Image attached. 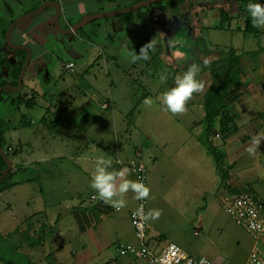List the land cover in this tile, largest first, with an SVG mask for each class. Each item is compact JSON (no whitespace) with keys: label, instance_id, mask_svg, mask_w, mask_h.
<instances>
[{"label":"crops","instance_id":"crops-1","mask_svg":"<svg viewBox=\"0 0 264 264\" xmlns=\"http://www.w3.org/2000/svg\"><path fill=\"white\" fill-rule=\"evenodd\" d=\"M67 1L59 0L63 11ZM217 1L212 0V3H209L205 0L194 3L192 10H198L199 17L193 14L192 19L189 20L192 38L188 44H203L202 39L199 38L202 29L214 28L215 32L220 33L238 30L243 33L235 43L236 46H232L227 50L228 52L217 53L219 58L235 57L234 69L240 76L238 84H231L226 88L224 97L226 105L224 112L231 117L229 125L231 128L236 127L233 132L227 134L222 132L221 117L217 118L210 135L207 136L204 131L203 104L205 94L211 85L210 64L219 59H214L213 55L209 58L212 62L205 64L207 58L200 62L197 78L203 82L204 87L202 91L193 93L186 103L184 112L172 114L159 105L156 98L174 86L175 76L188 68L185 65H177L173 52L165 51L168 28L163 24H156L160 30L153 25L150 27L155 46L165 50L161 51L157 58L150 55L149 60H153V64L148 66L145 63L141 68L133 66L132 74L130 70L127 71L125 74L129 76L128 85L117 87L109 83L107 88L111 91L109 95L104 93L97 95L94 92L90 93L91 98L87 97L89 99L87 100L86 93L77 86L78 84L74 87H65L60 92L49 85L50 73L44 63L26 76L29 66L27 67L21 89L26 93H23L24 97L22 96L23 98L13 107L21 114L23 109L32 110L37 106H44L47 116L41 123L47 128L48 134L40 139L41 145L37 146L35 140L33 143L28 140L24 133L27 128L23 127H32L33 119L30 120L23 114L22 126L18 127L12 123L18 119L13 116L15 112L6 113L0 119L6 143L11 140L12 132H18L22 128L17 135L14 157L8 158L13 176L22 178L32 173V170L37 174L32 182H21L0 191V233L3 232L2 235L7 238L13 233L18 236L17 239L9 238L6 242L15 244L11 252L17 258L11 260L3 256L0 264H124L123 259L129 256L120 255L118 245L137 244L129 212V209L136 205L137 199L135 193L130 190L123 197L127 202L126 206L118 211L97 198L95 190L90 187V173L94 169L97 155H104L112 160L110 171L127 166L130 169L127 178L131 180H136L135 165L142 162L148 169L146 162L148 160L153 164L176 166L192 175L205 171L210 187L216 189L219 183L217 173L219 168L203 143L209 141L222 153L221 161L228 164L230 171L226 181L224 177L221 178L216 194L222 199L226 193L248 191L264 202V32L257 36L245 34L243 16L236 20L227 15L224 28L221 29L220 10L223 8L211 7ZM119 9V7L111 8L106 11ZM178 11L180 14L177 18L181 16L184 18L183 15L187 16L189 13V11L182 12L181 9ZM17 14L11 18L12 22L19 17L20 14ZM21 15H25V12ZM67 17L70 18L69 14ZM79 17L81 16H78L77 20ZM1 18L0 28L12 25L9 21L8 25L5 24L1 16L0 21ZM177 18L173 17V20ZM74 19L70 18L72 20L70 22L75 23ZM187 19L190 18H185L183 21L189 22ZM212 20L214 22L210 24ZM195 21L197 26L193 25ZM261 29L263 30L264 27ZM248 36L253 37L259 45L256 51L241 46L247 40L255 42ZM22 45L32 51L35 43L29 41V44ZM200 52L194 50L193 55L198 56ZM99 53L103 54V52ZM79 55L77 59L82 58V55ZM139 71L142 73L140 74ZM161 74L169 78L166 80L159 78V84H155V79ZM142 81L147 83L146 90L144 89L145 95L140 93ZM153 86L155 89L152 92ZM134 88L137 93L132 92ZM149 96L155 101L152 106L143 104L144 98ZM58 98L60 105L55 104ZM107 102L110 104L109 108L102 109L100 106ZM119 105H122L123 109ZM97 107L100 108L99 111H95ZM50 117L54 120H50ZM144 120L147 124L143 126ZM47 138L50 142L46 140ZM254 138L259 141L256 145H253ZM7 147L11 149L14 146L8 144ZM252 147L254 151L249 152L248 149ZM45 165L48 169H45ZM168 168L173 169V167ZM61 170L68 171L70 177L63 178L62 185L58 184L57 189L49 188L47 192L44 190L34 192L37 180L42 179L37 177L40 176L41 171L56 178L60 177L59 174L64 176V171ZM5 185L3 183L0 187L4 188ZM26 186H30L32 192L41 198L39 201L41 206L36 211L27 213L26 210L30 209V201L23 203L27 206L21 209L19 200H16L20 198V190ZM69 188L73 190L68 191ZM211 188L210 191H213ZM11 193L12 198L9 197ZM13 206L20 208L17 207L15 211ZM59 208L66 210V213L63 215L61 212H56L55 209ZM159 237L161 234L151 237V241H155L156 246L159 245ZM108 253H113L111 258Z\"/></svg>","mask_w":264,"mask_h":264},{"label":"rangeland","instance_id":"rangeland-1","mask_svg":"<svg viewBox=\"0 0 264 264\" xmlns=\"http://www.w3.org/2000/svg\"><path fill=\"white\" fill-rule=\"evenodd\" d=\"M47 1L48 0H0V16L5 20V24H7L8 21L9 24H11V18L14 15L16 16L18 11L19 13L17 15H21L23 12H25V14L31 13L44 5ZM138 1L139 0H68L66 6H64V10L66 11L62 13L64 22L62 21L63 24L62 22H60V24L63 28L68 29L74 24L70 22L72 21L70 18H75L74 21L77 23L83 16L89 15L88 13L93 15L108 12L106 10L118 7L124 9L133 6ZM179 1L180 0H162L130 13L98 19L89 22V24L81 28L77 33L71 35H63L56 30L53 21L55 10L50 7L51 10L49 8L43 13L27 18L18 24L15 31H13L12 41L14 44L19 45L23 43L29 44V41L35 43L34 46L31 45L33 48L31 53L33 55H31V61L26 76L29 75L31 71L36 70L38 65L44 63L47 71L50 73L51 81L49 85L61 92L65 87H74L78 84L77 86L86 93V99L89 100L87 97L91 98L90 93L96 92L97 95H100V93L109 95L111 92L107 89L109 83H113V86L117 87L128 85L129 76L125 73L130 70L132 74L133 66H138L140 68L143 65L145 66L146 61L144 60L132 62L129 50H134L136 52L138 47L140 49L148 43L147 40L153 39L151 25L156 27V24H163L168 28L167 50L155 45L153 50L155 52L158 50H165L167 53L168 51L173 52V57L177 65H185L186 67H189L192 63L199 65L204 58H207L205 59L207 63L212 62L209 60L211 55H213L214 59L219 58L217 53L222 54L221 52H228L227 50H230L232 46H236L235 43L243 36V33L238 30H230L229 32L223 31L220 33L215 32L216 30L214 28L202 29L201 37L199 38L202 39L203 44H188L192 38V28L190 27L191 24L189 20L192 19L193 14L199 17L198 10H192L194 7L191 6V0H182V4H180ZM197 1L205 2V0ZM207 1L212 3V0ZM262 1L264 2V0ZM214 3L215 6L212 4L211 7L216 9L221 6L226 10L224 12H226L228 16L234 17L236 20L240 19L243 15L241 8L243 0H218ZM176 5H179V8L182 6V12L188 10V15H183L184 18H182V16L177 18L180 12L175 8ZM167 10L171 11L168 13ZM68 14L70 18L67 17ZM47 16L49 18H47ZM78 16L81 17L77 20ZM173 17L177 18V20H173ZM185 18H190L187 19L189 22L183 21ZM149 21H151L152 24H150ZM1 22L2 18L0 23ZM213 22L212 20L210 24ZM196 23L197 21H195L193 25L197 26ZM156 28L160 30L159 27ZM263 32L264 29L262 30V33ZM248 37L251 38V36ZM251 39L254 40L253 37ZM241 46L250 47L254 51L259 47L256 41L251 42V40L249 42L247 40L246 43ZM200 47L203 51L200 50ZM68 49H73L78 54H81L82 58L73 59L69 55ZM194 50L196 52H201L196 56L193 55ZM13 52L14 49L8 46L3 29L0 28V87H2L3 83L9 84L15 80L13 69L16 70L18 68L22 55L16 56V62L13 63L11 61ZM99 52H103V54ZM181 53H183V55H181ZM70 61L75 64V67L73 70H66L65 66ZM162 75L163 74H161L158 79H155V84H159L161 80H159V78ZM167 78H169V76H167ZM141 84L140 86L142 88L140 89L139 87L140 93H144L145 95L144 89L146 90L147 83L142 81ZM154 89L155 87L153 86L152 92ZM24 92L26 93V91L22 90L18 92L9 89H5L2 92L0 119L4 117L3 115L6 113L13 114L15 112L13 116L18 119L14 120L12 123L14 125L16 124L17 127L22 126L21 116L23 117V114H25L28 119H33L34 125L32 127L23 126L24 129L27 128L24 133L31 143L35 140L37 146H40V139L45 138L48 134L47 128L41 123L43 118L47 116L45 112L46 108L44 106H37L32 110L23 109L21 114L17 113L14 107L16 102L24 97ZM132 92L137 93L136 88L132 89ZM59 101L58 98L55 104L60 105ZM78 103L80 104V102ZM76 105L78 104L76 103ZM122 105H119V107ZM95 109V111H99L100 108L97 107ZM121 109H123V107H121ZM121 109L120 111H123ZM50 118V120H54L52 117ZM146 124L144 120L143 126ZM21 130L22 128H20L18 132H12L11 140L9 143H5V153L7 152L12 158L16 152L15 145L17 143V135ZM46 140L50 142L49 138ZM51 141H53V139H51ZM8 144L14 147L9 149L10 147H7ZM146 162L148 166L147 175L150 188L146 213L150 209H159L161 211V215L158 219L147 220L148 246L150 249L159 254L168 243L172 242L178 244L193 258L206 257L215 261L217 264H246L255 240L245 229L238 226L225 212L222 199L216 194V190L217 188L219 189L221 184V178L224 177L226 181L227 174L230 173L227 167L228 164L223 161H220L218 165L216 164L219 168L217 172L219 183L216 189H212L207 181L206 174L204 173L205 171H201L198 175H192L189 172L178 169L176 166L153 164V162L148 160H146ZM72 164L73 163H71V165ZM168 167H173V169H169ZM46 168L48 169L47 165H45V169ZM73 169L75 170L76 168ZM36 175L37 174H34L32 170V173L27 174L25 178L35 179ZM59 175L60 177L57 176L54 178L41 171L40 176L37 177L42 179L37 180L34 192L40 190L47 192L49 188L57 189L58 184L62 185L61 180L63 178H70L68 171H64V176L61 174ZM210 175L213 177L211 173ZM19 178H17L16 181L19 180ZM210 188L213 191H210ZM31 189L30 186H26V188L20 190V198L16 199L19 200L18 202L21 209L27 206L23 203L27 202V200L30 201V209L26 210V213L28 211H36L38 207L41 206L39 205L40 196L32 192L33 190ZM72 190L73 189L70 188L68 189V191ZM9 197L12 198V193L9 194ZM31 200L34 201L31 202ZM18 202L16 201V203ZM17 207L19 206H13L12 208L16 211V209H18ZM55 211L61 212L63 215L66 213V210L62 208L55 209ZM16 224H18V222H16ZM2 234L4 233L2 232ZM2 234L0 233V258L3 256L11 260L17 258L16 256L14 257L12 255L13 252H11L15 244L11 242L6 243L9 238L17 239V234L13 233V235L8 238ZM159 234H161V237L158 239L159 245L156 246L155 241H151V237L158 236ZM260 245L264 249V240L260 242ZM112 254L113 253H108L109 258H111ZM123 262L124 264H148L145 260L143 261V259L134 257L125 258Z\"/></svg>","mask_w":264,"mask_h":264},{"label":"clouds","instance_id":"clouds-1","mask_svg":"<svg viewBox=\"0 0 264 264\" xmlns=\"http://www.w3.org/2000/svg\"><path fill=\"white\" fill-rule=\"evenodd\" d=\"M247 11L252 18L254 27H264V4L260 0H249ZM155 40L142 46L137 54L134 50L130 51L132 62L137 60L147 61L150 59V52L154 49ZM183 55V53H181ZM207 64V61H205ZM200 66L192 63L185 71L175 76L174 86L162 92L156 99L163 110L172 114H179L186 110V103L191 99L193 93L202 91L204 85L199 80L198 73ZM161 80H166L167 76L162 75ZM152 97H145L143 104L152 106L154 104ZM257 139H253V145L258 144ZM249 152L254 151V147L248 149ZM112 168V160L104 155L95 157L94 169L91 171L90 187L95 190L99 200L106 204H110L113 208L120 210L126 206L124 194L130 190L135 193V199L145 200L150 195V188L141 180H131L127 178L130 169L125 166L119 170H109ZM161 215L159 209H150L144 212L143 204L133 213L134 217L139 218V222L149 219L156 220ZM200 264H206L205 260H201Z\"/></svg>","mask_w":264,"mask_h":264},{"label":"built area","instance_id":"built-area-1","mask_svg":"<svg viewBox=\"0 0 264 264\" xmlns=\"http://www.w3.org/2000/svg\"><path fill=\"white\" fill-rule=\"evenodd\" d=\"M73 68V62L65 66L66 70ZM109 106L110 104L107 102L103 103L101 108L106 110ZM134 173L136 180H141L148 186V170L142 162H138L135 165ZM92 198L94 199L95 197ZM147 199L137 200L136 205L129 209L130 221L137 244L120 243L118 245L120 255L143 259L148 264H200L202 259L206 261V264H217L206 257L193 258L189 256L176 243H169L159 254L150 249L148 246L147 221L139 222V218L133 216V213L141 204H143L144 212L146 213ZM222 204L225 212L234 222L245 229L255 240L246 264H264V250L260 245V242L264 240V202L248 191H241L223 195Z\"/></svg>","mask_w":264,"mask_h":264},{"label":"trees","instance_id":"trees-1","mask_svg":"<svg viewBox=\"0 0 264 264\" xmlns=\"http://www.w3.org/2000/svg\"><path fill=\"white\" fill-rule=\"evenodd\" d=\"M140 1V0H139ZM138 1V2H139ZM192 3L191 6L194 5V3L198 2L197 0H191L190 1ZM249 0H243L242 3V11H243V17H244V33L247 35H254L257 36L262 32L261 27H254L252 24V18L250 16V14L247 11V4H248ZM180 4L183 3L182 0L179 1ZM260 3L264 4V2L262 0H260ZM179 5H176V9L178 10H182V6H180V8L178 7ZM189 6V7H191ZM191 9V8H190ZM188 10H185V12H187ZM220 17H221V24H220V28H224L225 22L227 20V13L224 12V10H220ZM1 25V24H0ZM3 29V33L4 35H6L7 29L8 27H1ZM139 47L136 50V53L139 54ZM161 50L155 52L154 50H152L150 52V55H154L157 57L160 56ZM21 61L19 63V66L16 70L13 69V74L15 77V80L9 84L7 83H3L2 86H6V85H10V86H17L18 85V81H19V76L21 73V69L25 63L26 57H27V52L25 50H14L11 61L13 63L16 62V56H21ZM142 60V59H141ZM138 60V61H141ZM235 61V57H231V56H227V57H221L218 60L213 61L210 64V78H211V85L208 89V91L205 94L204 97V112H205V116H204V124H205V133L206 135H210L215 127V123L218 117H221V121H220V127L223 133H229V132H233V130L236 129V127L231 128L230 127V122H231V117L224 112L226 110V105H225V101H224V97H225V90L226 88L231 85V84H238L239 80H240V76L239 74L235 71V67H234V62ZM153 60H147L145 63L149 66L152 63ZM138 66H136L137 68ZM144 68V67H143ZM139 73L141 74L142 72L139 71ZM2 100V94L0 97V102ZM21 100V99H20ZM31 101V100H30ZM29 101V102H30ZM28 106H30L28 104ZM5 138H4V133H3V127H2V122L0 121V146L2 147V149H5ZM205 144V146L207 147L208 152L213 156L214 160L216 161L217 165L220 163L221 159H222V155L219 151L216 150V148L209 143V141L203 142ZM7 158H9V154L6 153ZM7 168V164L4 161L3 157L0 154V173L5 171ZM32 172V171H31ZM19 178L17 176H13L12 171L10 170L6 175H0V185L5 183V187L2 188L0 187V191L4 190V189H8L11 188L17 184H21V182H32L34 180V178H19V180L16 181V179ZM28 236V235H27ZM26 236V237H27ZM29 238V237H28ZM27 239V238H26ZM1 260V258H0ZM11 264V263H9Z\"/></svg>","mask_w":264,"mask_h":264},{"label":"water","instance_id":"water-1","mask_svg":"<svg viewBox=\"0 0 264 264\" xmlns=\"http://www.w3.org/2000/svg\"><path fill=\"white\" fill-rule=\"evenodd\" d=\"M162 0H144V1H139L136 4H134L131 7L128 8H124V9H119V10H114V11H109V12H103V13H98V14H91V15H86L83 16L77 23H74L71 27H69L68 29H65L62 27V25L60 24V18H61V14H62V9L61 6L58 2H48L44 5H42L41 7H39L38 9H36L35 11L22 15L20 17H18L16 19V21L14 20L8 27L6 35H5V39H6V43L8 44V46L14 50H25L27 52V57L25 60V63L21 69V73L19 76V81H18V85L13 87L10 85H6V86H2L0 87V97L2 92L5 89H9V90H14V91H18L22 89L23 86V78H24V74L26 72L27 67L29 66V63L31 61V55H33L31 53V50L29 47L25 46V45H16L13 43L12 41V34L13 31L15 30L16 26L22 22L23 20L30 18V17H34L40 13H42L43 11H45L46 9H48L49 7H54L55 8V17H54V24H55V28L56 30L63 34V35H71V34H75L77 33L81 28H83L84 26H86L87 24H89V22L98 20V19H102V18H108V17H114V16H118L121 14H126V13H130L132 11H135L139 8H142L144 6H148L150 4L159 2ZM69 55L73 58V59H77L80 55L77 54L73 49H68ZM0 154L3 157L4 161L7 164V168L5 171L1 172L0 175H6L10 169H11V163L9 161V159L7 158L4 150L2 149V147L0 146Z\"/></svg>","mask_w":264,"mask_h":264},{"label":"flooded vegetation","instance_id":"flooded-vegetation-1","mask_svg":"<svg viewBox=\"0 0 264 264\" xmlns=\"http://www.w3.org/2000/svg\"><path fill=\"white\" fill-rule=\"evenodd\" d=\"M58 2L59 4H60V6H61V9H62V13L65 11H63V8H62V5H61V3L59 2V0H48L46 3H48V2ZM45 3V4H46ZM51 8H54L53 6L51 7ZM54 10H55V8H54ZM53 16H55V12H54V15ZM53 21H54V17H53ZM64 22V20L62 19V14H61V18H60V22ZM63 22H62V24H63ZM76 23V22H75ZM55 25V24H54ZM72 26V25H71ZM63 27V26H62ZM67 29V28H66Z\"/></svg>","mask_w":264,"mask_h":264}]
</instances>
